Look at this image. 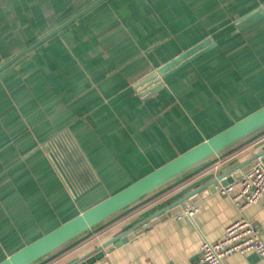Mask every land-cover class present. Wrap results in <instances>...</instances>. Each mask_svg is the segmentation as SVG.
Instances as JSON below:
<instances>
[{
  "label": "crops",
  "instance_id": "0c3cea01",
  "mask_svg": "<svg viewBox=\"0 0 264 264\" xmlns=\"http://www.w3.org/2000/svg\"><path fill=\"white\" fill-rule=\"evenodd\" d=\"M119 1L86 15L84 47L68 50L83 62L70 59L60 72L55 66L56 76L44 78L38 62L32 77L0 73V259L264 104V21L245 31L234 24L264 0H148L141 6L129 0V10ZM210 35L217 48L168 77L166 88L151 98L136 94L132 85L141 77ZM68 129L109 182L79 200L44 154L46 141ZM262 152L264 135L141 203L137 207L157 198L139 217L122 214L47 264H79L101 250L104 255L89 264H201L203 241L222 239L241 217L255 223L264 242V198L241 211L230 196L205 188L193 205L156 216L151 227L106 251L141 216H152L231 168L248 169ZM224 261L264 264L256 252Z\"/></svg>",
  "mask_w": 264,
  "mask_h": 264
},
{
  "label": "water",
  "instance_id": "95a60500",
  "mask_svg": "<svg viewBox=\"0 0 264 264\" xmlns=\"http://www.w3.org/2000/svg\"><path fill=\"white\" fill-rule=\"evenodd\" d=\"M105 1L107 0H94L82 10L47 32L34 43L0 64V72L10 67L79 18L90 13ZM263 19L264 6L262 5L235 20L234 24L238 30L245 31L255 26ZM217 46L218 41L213 35L202 39L190 48L149 71L132 85L133 90L142 100L151 98L166 88V79L168 77L193 64L200 57L217 48ZM262 131L264 132V105L234 121L205 140L180 152L175 157L152 169L150 172L127 186L104 197L76 215L63 221L53 229L18 248L13 253L1 259L0 264L37 263L81 236L84 235L87 237L93 231L109 224L122 214H125L128 207L143 199L148 200L152 198L158 194V192H161V190L197 168L210 162H216L227 156L229 153L250 142V139L254 135ZM60 133L63 135L55 138L50 137L45 143V146H49V149H51L48 158L72 198L74 200H79L91 193L96 187L102 184L103 181H101L90 158L82 149L73 133L70 132L69 129L62 130ZM253 159L252 165L248 169H242L241 166L231 168L227 172L209 181L206 187L196 186L194 190L181 197L173 204L167 205L152 216L140 221L134 225L127 234L111 240L106 247V251H109L111 247L113 248L121 245L143 230L151 227L156 220V216L160 215L162 217L166 213L169 214L171 213L170 211L177 206H180L182 209L184 206L193 205L195 200L194 197L203 189L209 188L210 190L217 191L216 185L219 182L225 186L252 169L258 162L264 163V152L257 154ZM104 253L105 252L101 250L96 255L91 256L79 264H89L95 259L102 257Z\"/></svg>",
  "mask_w": 264,
  "mask_h": 264
},
{
  "label": "trees",
  "instance_id": "16d2710c",
  "mask_svg": "<svg viewBox=\"0 0 264 264\" xmlns=\"http://www.w3.org/2000/svg\"><path fill=\"white\" fill-rule=\"evenodd\" d=\"M93 1L94 0H0V64H2L4 61L10 59L12 56L16 55L18 52L25 49L32 43H34L36 40L41 38L47 32L54 29L56 26H58L59 24H61L62 22L70 18L72 15H74L78 11L82 10L84 7H86ZM112 1L113 0H107L103 3V5L110 4L112 3ZM128 1L129 0H121L119 1V3H121V6L125 5L127 9L129 10L130 5L128 4L129 3ZM136 1L141 6L143 4H146L148 0H139L140 2L138 0ZM147 8H149L148 11L153 14L154 19L158 18L161 20L158 13L150 5H147ZM31 9L33 10L31 11ZM115 9L117 10V6L115 7ZM120 9L121 8H119L118 10ZM127 9L125 11L128 12ZM119 14L121 16L120 19L122 20V22H124V24L127 26H131L132 21L129 18H126L122 13H119ZM54 16L55 18L52 19V17ZM85 17L86 15L79 18L77 21H75L74 23H72L71 25H69L68 27H66L65 29H63L62 31H60L59 33H57L56 35H54L53 37H51L50 39H48L47 41L39 45L38 47H36L33 51H31L30 53H28L27 55L19 59L17 62L12 64L10 67H8L5 70H12L13 72H15L16 76H18L19 78L24 77V75H26L25 73H30L29 77H32L33 74L35 73V72L33 73V65L34 64L36 65L38 62L43 67L41 77L44 78L45 76H49V75L56 76V73H54L55 66L58 68L60 72L59 68L60 67L63 68L67 64L68 60L69 62L71 60H72L71 62H76V61L83 62L84 58L83 56H81V54L77 53L76 51L75 55H77L78 58L72 55H70L69 57L68 50H69V46H74L75 44L81 43L83 46ZM138 17L139 18L141 17V13L137 15V18ZM262 21H264V19ZM124 24L121 23V25L125 26ZM127 26L125 27L129 29ZM237 40L239 42L240 38H238ZM80 52H84V49H82ZM21 67H29V68L22 69ZM49 71H51L50 74H49ZM45 72H48V73L45 74ZM59 76L65 77V73H61V75ZM28 90H29L28 86H26V91ZM31 92L32 90L30 89V91L27 93H31ZM257 108H254L250 112L254 111ZM262 135H264L263 131L254 135L250 139L251 141L241 146L240 149L245 148L247 144L253 142L259 137H262ZM213 163L214 162H210L208 164L201 166L200 168H197L193 172H190L189 174L185 175L183 178L177 180L170 186L161 190V193L164 194V192H167L168 190L172 189V187L181 183L188 177L207 168ZM148 172H146L145 174H147ZM140 177H137L136 179L131 180L123 184L122 186H119L113 189L112 192L105 193L104 194L105 196L103 197H106L112 193H115L116 191L127 186L128 184L132 183L133 181L137 180ZM104 187L105 185L100 184L95 189L104 188ZM156 199L157 198L147 202L145 205L137 207L140 202L145 200L143 199L139 201L138 203L128 207L126 209V213H129L132 211L133 213H131L128 216L132 215L133 217H139L138 215H140V213L143 212L142 210L145 209L146 207H149ZM72 206L74 207V203H72ZM135 207H137V209H134ZM145 217L146 216H141L142 220L146 219ZM135 219L136 218L128 220V221L132 222ZM84 237H85L84 235L81 236L77 240L61 248L55 253L43 258L42 260L38 261L35 264H47L49 262H52L59 256L63 255L61 252H65V250L72 247V245L77 244L81 242L82 240H84ZM60 253L62 255L57 256Z\"/></svg>",
  "mask_w": 264,
  "mask_h": 264
},
{
  "label": "built area",
  "instance_id": "2783aa9c",
  "mask_svg": "<svg viewBox=\"0 0 264 264\" xmlns=\"http://www.w3.org/2000/svg\"><path fill=\"white\" fill-rule=\"evenodd\" d=\"M221 194L230 196L233 203L243 211L251 204L264 198V163L258 162L240 178L227 185L217 187ZM192 215V211H187ZM256 252L264 259V242L255 223L239 218L229 224L222 239L211 242L204 240L200 247L201 264H225L232 254Z\"/></svg>",
  "mask_w": 264,
  "mask_h": 264
},
{
  "label": "rangeland",
  "instance_id": "374dc122",
  "mask_svg": "<svg viewBox=\"0 0 264 264\" xmlns=\"http://www.w3.org/2000/svg\"><path fill=\"white\" fill-rule=\"evenodd\" d=\"M33 9H31V11H32ZM55 18V16L54 17H52V19H54ZM62 132V131H61ZM61 135H63L62 133H60V132H57L56 134H53L52 135V137L53 138H55V137H59V136H61ZM51 151V149H49V146H46L45 147V150H44V154L47 156V157H49V152ZM91 161V160H90ZM98 175H99V173H98ZM100 176V175H99ZM100 179H101V181H103L102 180V178L100 177ZM109 182L108 181H103L102 182V184L103 185H107ZM137 209V208H136ZM131 213H133L132 211L131 212H129V213H127L126 215H129V214H131ZM116 220V219H115Z\"/></svg>",
  "mask_w": 264,
  "mask_h": 264
}]
</instances>
